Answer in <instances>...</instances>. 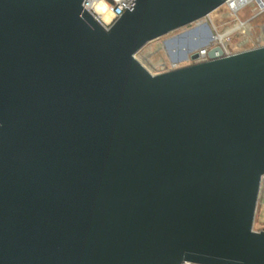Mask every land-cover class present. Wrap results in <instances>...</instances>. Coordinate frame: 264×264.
<instances>
[{"label": "water", "instance_id": "95a60500", "mask_svg": "<svg viewBox=\"0 0 264 264\" xmlns=\"http://www.w3.org/2000/svg\"><path fill=\"white\" fill-rule=\"evenodd\" d=\"M82 1L0 0V264H264V45L152 73L226 0Z\"/></svg>", "mask_w": 264, "mask_h": 264}, {"label": "built area", "instance_id": "2783aa9c", "mask_svg": "<svg viewBox=\"0 0 264 264\" xmlns=\"http://www.w3.org/2000/svg\"><path fill=\"white\" fill-rule=\"evenodd\" d=\"M96 1L98 0H83L81 5L104 29H108L126 8L132 9V5L135 2L134 0H101L106 10L111 14L110 19L105 20L101 13L95 10ZM213 10L219 12V16L217 15L218 17H212L209 12L192 22L195 24V27L200 29L201 34H207L206 26L211 30L210 38L206 42L207 44L198 49L199 54L195 62L207 60L206 51L212 46H220L223 55H228L264 45V19L257 27L259 33L255 42L248 41L244 48H238L237 46L234 48L232 44V37L234 34H243L249 27V22L264 17V0H226ZM241 11H246V13L248 11L247 17H245L246 15L243 17L240 16L239 13ZM166 70H169V68H167V66H162L158 72ZM261 209H264V173L261 174L259 180L255 212H259ZM259 230H264V223H261V228Z\"/></svg>", "mask_w": 264, "mask_h": 264}, {"label": "rangeland", "instance_id": "374dc122", "mask_svg": "<svg viewBox=\"0 0 264 264\" xmlns=\"http://www.w3.org/2000/svg\"><path fill=\"white\" fill-rule=\"evenodd\" d=\"M215 11L211 12L212 17L219 16V12ZM239 15L242 17L246 15L245 17H247L248 11L247 13L246 11H241ZM263 19L264 17L252 20L243 34H234L232 37L234 48L236 46L244 48L248 41L255 42L259 33L257 27ZM199 30L194 23L177 28L148 41L137 51L136 58L153 73L158 72L162 66H167L170 69L195 63L197 59L193 60L190 58L192 52L190 49L196 45H201L207 38V34H201ZM206 44L203 45L205 46ZM183 54H186L185 58L181 57ZM261 223H264V209L255 212L252 229L258 231L261 228ZM187 264L195 263L187 262Z\"/></svg>", "mask_w": 264, "mask_h": 264}, {"label": "bare ground", "instance_id": "6f19581e", "mask_svg": "<svg viewBox=\"0 0 264 264\" xmlns=\"http://www.w3.org/2000/svg\"><path fill=\"white\" fill-rule=\"evenodd\" d=\"M95 10L99 11L101 13L103 19H105V20H109L110 19L111 14H110L109 11L106 10V8L104 7V3L101 0H98V1L95 2ZM212 11H215V10H212ZM211 12H210V14H211ZM182 264H187V262H183Z\"/></svg>", "mask_w": 264, "mask_h": 264}]
</instances>
